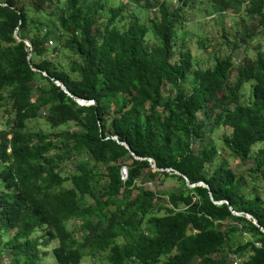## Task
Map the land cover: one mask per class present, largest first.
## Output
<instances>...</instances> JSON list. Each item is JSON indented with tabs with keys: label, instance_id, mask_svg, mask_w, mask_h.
I'll return each mask as SVG.
<instances>
[{
	"label": "trees",
	"instance_id": "obj_1",
	"mask_svg": "<svg viewBox=\"0 0 264 264\" xmlns=\"http://www.w3.org/2000/svg\"><path fill=\"white\" fill-rule=\"evenodd\" d=\"M213 1L221 13L233 6ZM129 4L157 15L126 18ZM106 7V0H0V108L9 109L0 131V264L4 256L41 264L51 245L57 264L101 253L105 264H231L233 255L264 264V233L245 217L264 229L257 186H264V52L254 47L246 58L256 33L243 31L238 59L229 52L212 68L194 69L189 52L173 54L196 0ZM248 14L264 31L263 0ZM63 52L66 64L57 61ZM51 77L94 104L80 106ZM37 119L51 131L30 132ZM218 127L230 129L223 142L231 155L251 160L249 180L206 140ZM183 176L208 189L188 187ZM147 177L175 179L179 188L156 193L143 186ZM236 233L245 239L231 247Z\"/></svg>",
	"mask_w": 264,
	"mask_h": 264
},
{
	"label": "rangeland",
	"instance_id": "obj_2",
	"mask_svg": "<svg viewBox=\"0 0 264 264\" xmlns=\"http://www.w3.org/2000/svg\"><path fill=\"white\" fill-rule=\"evenodd\" d=\"M107 7L114 6L117 7L118 3H126L127 0H106ZM168 4L174 5L177 0H165ZM233 6L227 10L225 13L220 12L219 5L214 3L213 0H196L195 9L191 10L189 21L178 33L176 48L173 57L177 58L180 51H186L191 54L193 59L194 69L206 70L212 68L215 64L216 56H224L229 52L238 59L241 55V50L239 46H242L241 36L244 30L248 34L256 33L254 39L250 41L249 51L246 58L251 60L255 57L254 47H259L261 51L264 52V31L259 25V16H252L248 14L250 5L253 0H230ZM264 3V0H263ZM240 5V10L235 11V7ZM129 12L126 13V18H129L131 14L138 16L141 22H146L152 16L157 15V9L153 8L150 10H144L141 8H135L133 5L129 4ZM147 44L151 47L154 42L150 39H146ZM50 47L54 46V43H48ZM238 47V48H237ZM180 48V50H179ZM239 49V50H238ZM226 52V53H224ZM69 54L65 52L60 53L57 57V61L62 64H66L69 59ZM48 59L53 58L52 55L47 57ZM239 63V60L237 61ZM235 73L231 75V81ZM252 82L246 83L243 87L244 97L243 102L247 103L250 100V85ZM168 89V87H167ZM9 109L5 107L0 108V131L3 130L6 120L8 119ZM70 125L69 128H72ZM29 131L32 133H37L39 131L50 132L51 130L45 124L43 119H37L28 124ZM65 130L64 127L54 130V132H59ZM230 133L229 128L218 127L212 134H207L206 140L214 142L217 147V155L219 158L225 159L228 162L230 168L244 180H249L248 169L253 166L251 160L240 162L236 160L230 153L229 149L224 146L223 137ZM259 146H255L254 150L258 149ZM72 165L67 164L65 166L66 172L72 171ZM125 167L121 168L124 171ZM153 171V170H152ZM148 170H145V175L148 174ZM126 175L123 172L122 179L126 180ZM139 184V182H138ZM145 188L151 189L156 193H162L164 191L176 190L179 188V183L175 179H165L163 177L157 178L151 181L148 177L146 183L143 184ZM257 186L260 189V195L264 194V186L258 181ZM68 229H72L73 221L69 222ZM244 236L240 233H236L230 239L229 246L235 247L239 242L244 241ZM49 253L41 259V264H57L51 257L50 250ZM227 250V249H226ZM46 251V250H43ZM2 264H9L8 259L4 256ZM81 264H105L104 254H99L95 258L86 257L83 259Z\"/></svg>",
	"mask_w": 264,
	"mask_h": 264
},
{
	"label": "water",
	"instance_id": "obj_3",
	"mask_svg": "<svg viewBox=\"0 0 264 264\" xmlns=\"http://www.w3.org/2000/svg\"><path fill=\"white\" fill-rule=\"evenodd\" d=\"M15 38H16L18 41H21V40L16 36V33H15ZM22 41L25 43L26 46L30 47V43H29L27 40H22ZM43 75L46 76L45 73H43ZM50 80H51L56 86L60 87V89H61L64 93H66L68 96L72 97V99H73L74 101H76L80 106H89V105H93V104H94V101H87V100H82V99H76V98H74L73 96L70 95V93L68 92L67 88L65 87V85H64L63 83H61L60 81H58L57 79H55V78H53V77H51ZM110 138H112V139H114V140H117L116 137H111V136H110ZM119 143H120L121 145H123L127 150L130 151V148H129L128 145H126L125 143H122V142H119ZM130 152H131V151H130ZM131 154H132V156H133L135 159L144 160L143 158H139V157L135 156L132 152H131ZM147 160H148V162L151 164V167L153 168L154 171H163V170H161V169L156 168L155 165L152 164V160H151V159H147ZM166 171L169 172V171H172V170H166ZM174 173L177 174V175H180L178 172H174ZM183 178L185 179V182H186L187 186L190 187V188L195 187V186H202V187L208 189V186H207L206 184L202 183V182L191 185V184L188 183L186 177L183 176ZM209 195L211 196V192H210V191H209ZM214 203H215V204H218V205H219V204H222V203H226V204L228 205V202H227V201H220V202H214ZM228 206H229V209L231 210V212H232L233 215H235V216H242V215H243L242 213H238V212L233 211V210L231 209L230 205H228ZM245 217H246L247 219L252 220L253 224L256 225V226L260 229V231H262V232L264 233V229H263L261 226L258 225V223H257V221H256V219H255L254 217H252L251 215H248V214H246Z\"/></svg>",
	"mask_w": 264,
	"mask_h": 264
},
{
	"label": "built area",
	"instance_id": "obj_4",
	"mask_svg": "<svg viewBox=\"0 0 264 264\" xmlns=\"http://www.w3.org/2000/svg\"><path fill=\"white\" fill-rule=\"evenodd\" d=\"M123 172H124V174H125V171H122V173H121V177H122V175H123ZM126 175V174H125ZM231 264H241V261H240V259L239 258H237L235 255H233V256H231Z\"/></svg>",
	"mask_w": 264,
	"mask_h": 264
}]
</instances>
